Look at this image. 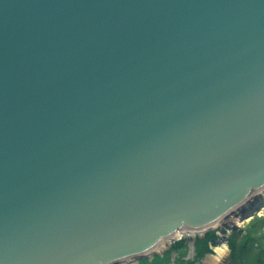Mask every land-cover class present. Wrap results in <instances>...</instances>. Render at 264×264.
<instances>
[{
    "label": "water",
    "instance_id": "1",
    "mask_svg": "<svg viewBox=\"0 0 264 264\" xmlns=\"http://www.w3.org/2000/svg\"><path fill=\"white\" fill-rule=\"evenodd\" d=\"M263 188L264 0H0V264H128Z\"/></svg>",
    "mask_w": 264,
    "mask_h": 264
},
{
    "label": "rangeland",
    "instance_id": "2",
    "mask_svg": "<svg viewBox=\"0 0 264 264\" xmlns=\"http://www.w3.org/2000/svg\"><path fill=\"white\" fill-rule=\"evenodd\" d=\"M236 211H237V209H236ZM258 211H259V208L258 209H253L250 212H246L245 211V213H243L241 215H237V216L232 215L231 218H228V219L224 220L226 222L225 224H228L229 226L231 225V229H232V226H234V224H237L238 225L239 222H241V225L244 224L246 222L245 218H247L250 215L253 216V219L255 218L252 223H257V222L261 221V223H259L260 225L257 228L248 231V233L251 234L254 237L261 236L260 239H259L260 240L259 241L260 247L257 246V243L249 244V246L247 248L246 256L243 257V260L242 261H240L239 263H236V264H253L254 263L255 256H256V253H260L261 254V260H262V262H264V252H261V249H264V218H261V216L258 214ZM242 219H243V221H241ZM248 225L249 224H247V225L244 224L243 227H247ZM225 226H224V228H225ZM206 232L207 231L200 232V234L198 235V237L197 236H194V237L199 238V239H204L206 237ZM178 235L179 236L177 237L176 241L182 240L184 238L188 239L187 237H193V236H190V235H188L187 237H184V236L181 237L180 234H178ZM220 236H222V233L219 232V237ZM223 236H227V235L224 234ZM244 236L246 237V232L245 231H238V233L236 235V240L238 241L242 237L244 238ZM187 243L190 246V250H189V253L190 254L187 255V256H185L186 259L187 258H191L192 255H193V245H192L193 242H187ZM237 244L240 245V242H238ZM172 245H173L172 242L167 243L166 245L163 246L164 247L163 250L167 251ZM209 247L212 249V251H211L212 253L210 254V252H206V255L201 258V260H200L199 263L208 264L209 261H212L213 259H215V256L217 255V253L214 252V249H213L212 246H209ZM158 252L160 254V251H158ZM238 252H239V250H238ZM229 254L230 253H228V256H227V254L224 255L222 262L225 259H227L226 264H235V263L231 262V259H229V256H230ZM173 257H175V256L172 254V258ZM130 264H136V262H133V263H130ZM146 264H152V263H150V261H149V262H146Z\"/></svg>",
    "mask_w": 264,
    "mask_h": 264
},
{
    "label": "trees",
    "instance_id": "3",
    "mask_svg": "<svg viewBox=\"0 0 264 264\" xmlns=\"http://www.w3.org/2000/svg\"><path fill=\"white\" fill-rule=\"evenodd\" d=\"M255 227V225H253ZM249 235V234H248ZM249 237H251L249 235ZM210 238V237H209ZM207 238V240L209 239ZM206 241H201L199 239L196 240L194 243V250H195V257L193 260H185V256L187 255V252L189 251V246L187 245L186 240L178 241L172 245L170 249H168L163 255H155L151 260H142L139 261L138 264H146V262L152 263V264H195V259H198L201 257V255L207 251L206 247ZM234 243H232L233 247ZM261 252H264V249H261ZM175 253L176 257L175 260L172 261L171 255ZM246 253V247L240 248V255H236V253L233 256V260L236 263H239L243 255ZM263 264L261 260V254L258 253V255L254 259L253 264Z\"/></svg>",
    "mask_w": 264,
    "mask_h": 264
},
{
    "label": "bare ground",
    "instance_id": "4",
    "mask_svg": "<svg viewBox=\"0 0 264 264\" xmlns=\"http://www.w3.org/2000/svg\"><path fill=\"white\" fill-rule=\"evenodd\" d=\"M252 206V205H251ZM254 206V205H253ZM256 206V205H255ZM251 207H247V209H250ZM258 214L263 217L264 215V206H262L259 211ZM255 219V218H254ZM253 216L250 215L249 217L245 218L246 222L244 223L245 225L252 223L254 221ZM244 220V221H245ZM225 221L224 220H216L213 223L210 224V228L211 229H215L217 228V226H221ZM241 225V222L239 223ZM238 224V225H239ZM243 224V225H244ZM242 225V226H243ZM218 229V228H217ZM179 235L177 234L176 237H178ZM163 246V245H161ZM214 251L217 253V255L215 256V259H213L212 261H209L208 264H221L222 260H223V256L226 254L227 250H226V245L225 244H220L218 247L215 246Z\"/></svg>",
    "mask_w": 264,
    "mask_h": 264
}]
</instances>
